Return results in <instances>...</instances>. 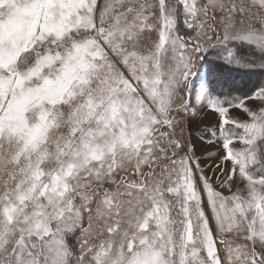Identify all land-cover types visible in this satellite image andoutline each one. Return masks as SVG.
<instances>
[{"label":"snow or ice","instance_id":"obj_1","mask_svg":"<svg viewBox=\"0 0 264 264\" xmlns=\"http://www.w3.org/2000/svg\"><path fill=\"white\" fill-rule=\"evenodd\" d=\"M0 264H264V0H0Z\"/></svg>","mask_w":264,"mask_h":264}]
</instances>
